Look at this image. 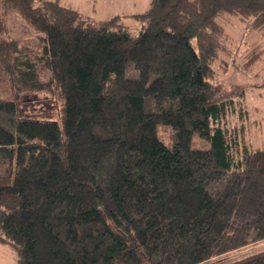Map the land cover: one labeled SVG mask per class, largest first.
<instances>
[{
	"label": "trees",
	"instance_id": "16d2710c",
	"mask_svg": "<svg viewBox=\"0 0 264 264\" xmlns=\"http://www.w3.org/2000/svg\"><path fill=\"white\" fill-rule=\"evenodd\" d=\"M0 6L5 72L61 100L37 113L0 93V243L16 264H200L264 240V146L229 134L245 94L216 80L227 18L264 32V0H151L136 34L60 0ZM11 12L40 50L8 33ZM223 264H264V249Z\"/></svg>",
	"mask_w": 264,
	"mask_h": 264
},
{
	"label": "rangeland",
	"instance_id": "374dc122",
	"mask_svg": "<svg viewBox=\"0 0 264 264\" xmlns=\"http://www.w3.org/2000/svg\"><path fill=\"white\" fill-rule=\"evenodd\" d=\"M40 0H36L38 3ZM62 4L77 8L83 15L99 20L113 15H124L123 21L133 34L138 33L143 20L136 14L144 12L151 0H60ZM233 16V15H232ZM226 20L227 42L231 54L227 55L228 68L216 69V80L226 93L238 98L244 90V106L237 105L229 113L227 124L229 134L239 140V147L264 146V32H257L247 21L235 17ZM4 17L0 6V20ZM249 21V20H248ZM8 33L22 37L26 45L40 50V42L33 29L17 13L11 12L7 18ZM263 31V30H261ZM256 48L260 56L253 64L243 67L249 54ZM40 75L48 79L50 72L43 64L38 65ZM0 93L6 98H15L24 110L37 113L56 114L61 100L49 92H31L13 83L0 64ZM159 136L171 143L172 129L168 125L159 126ZM8 165L0 164V172H5ZM264 249V240L251 243L243 248L214 257L200 264H223ZM16 252L9 245L0 243V264H16Z\"/></svg>",
	"mask_w": 264,
	"mask_h": 264
}]
</instances>
